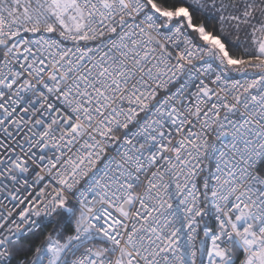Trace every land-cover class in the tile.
<instances>
[{
  "label": "snow or ice",
  "instance_id": "1",
  "mask_svg": "<svg viewBox=\"0 0 264 264\" xmlns=\"http://www.w3.org/2000/svg\"><path fill=\"white\" fill-rule=\"evenodd\" d=\"M0 264H264V0H0Z\"/></svg>",
  "mask_w": 264,
  "mask_h": 264
}]
</instances>
